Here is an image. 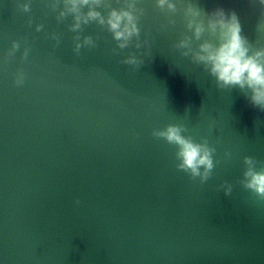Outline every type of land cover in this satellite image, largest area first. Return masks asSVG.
I'll list each match as a JSON object with an SVG mask.
<instances>
[{"label": "water", "instance_id": "obj_1", "mask_svg": "<svg viewBox=\"0 0 264 264\" xmlns=\"http://www.w3.org/2000/svg\"><path fill=\"white\" fill-rule=\"evenodd\" d=\"M16 2L0 0V264H264V203L236 184L244 156L264 161V111L238 87L218 89L172 47L181 15L161 30L164 14L142 0L148 46L139 52L148 54L134 69L122 60L137 50L113 52L106 30L86 26L97 47L76 56L71 17L57 24L45 0H32L27 14ZM191 2L234 10L243 35L264 46L258 4ZM24 37L28 59L22 43L5 63ZM18 69L26 73L19 87ZM170 123L216 148L220 163L204 185L176 169L174 146L151 135ZM225 181L231 196L217 191Z\"/></svg>", "mask_w": 264, "mask_h": 264}, {"label": "clouds", "instance_id": "obj_2", "mask_svg": "<svg viewBox=\"0 0 264 264\" xmlns=\"http://www.w3.org/2000/svg\"><path fill=\"white\" fill-rule=\"evenodd\" d=\"M32 0L20 2L16 8L21 13L31 12ZM142 0H45V7L56 13L57 24L63 23L71 17L68 30L74 33L72 37L73 53L79 56L82 48L97 47L96 39L91 35H82L84 28L91 24L106 30L111 34L116 48L113 52L134 47L137 51L129 52L122 60L125 65L139 69L144 64V55L139 50L148 46V41L141 40L139 26L145 15V8L140 6ZM259 5L260 20L257 31L264 32V0H251ZM178 4L181 7H178ZM155 7L164 14L166 24L161 30L177 24V14L181 15L184 31L172 47L183 57H190L195 64L214 78L218 89H232L238 87L247 97L249 103L264 111V46L252 43L243 35L242 25L238 14L234 10H225L217 6L211 11H205L197 3L184 0H155ZM32 26L31 17L27 20ZM44 24H36L35 31L44 30ZM55 41L53 48L61 43V36L53 31L46 35ZM24 48L21 60L26 61L31 51V45L26 37L13 40L11 48L5 57V63ZM26 78L23 69H18L14 85L22 86ZM211 130V126H210ZM189 130L183 123H170L162 128L153 129L151 135L175 147L174 160L178 171L185 173L190 180L204 185L213 175L220 160L214 159L216 148L209 144L205 137L198 142L192 135H185ZM230 152H225L226 158H231ZM243 171L236 181L243 190L249 192L258 203H264V161L253 156L243 157ZM234 185L225 181L217 191L222 190L225 196H231ZM79 204V201L76 202Z\"/></svg>", "mask_w": 264, "mask_h": 264}]
</instances>
